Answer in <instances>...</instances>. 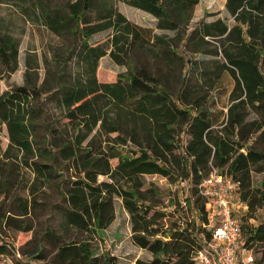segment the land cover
<instances>
[{"label":"trees","instance_id":"trees-1","mask_svg":"<svg viewBox=\"0 0 264 264\" xmlns=\"http://www.w3.org/2000/svg\"><path fill=\"white\" fill-rule=\"evenodd\" d=\"M118 2L151 15L156 30L173 35H158L129 21L118 11ZM198 3L66 0L55 8L43 0L28 3L21 9L26 18L59 39L72 38L73 45L65 57L53 51L57 71L46 66L41 82L38 59L26 56L24 84L0 92V125L8 137L0 163L28 169L45 188L55 181L64 228L105 230L114 220V201L120 199L129 214L132 244L152 254L150 261L135 264L195 263L212 234L198 185L216 170L235 183V196L244 206L236 213L244 232L240 247L250 251L257 245L264 264V0H225L229 18L204 17L190 27ZM104 31H109L106 41L90 42ZM135 50L164 66L187 67L188 78L177 93L136 66ZM18 55L19 41L0 33V80L18 69ZM107 55L127 71L112 82H99L98 63ZM224 74L233 82L226 113L214 109L211 96ZM252 173L262 175L257 185ZM146 175H159L187 191L184 204L197 221L179 217L180 222L164 229L158 222L164 217L157 210L159 190L147 186ZM251 219H259L258 225L248 229ZM45 236L60 240L51 230ZM1 237L0 259L9 260L12 244ZM56 257L64 264H98L87 245L61 244ZM9 262L30 264L20 258Z\"/></svg>","mask_w":264,"mask_h":264},{"label":"rangeland","instance_id":"rangeland-1","mask_svg":"<svg viewBox=\"0 0 264 264\" xmlns=\"http://www.w3.org/2000/svg\"><path fill=\"white\" fill-rule=\"evenodd\" d=\"M32 1L35 0H0V33H7L19 41L18 69L7 77L5 75L1 77L0 92L8 88L9 85L24 84L26 56L32 58L34 55L38 59L36 74L39 82H41L45 77L46 66L51 72L57 71V66L53 60V51L59 52L62 57H65V50L73 45L72 38L59 39L44 29L40 23L26 18L21 9ZM43 1L54 8L60 7L66 2V0ZM120 8L128 19L135 21L140 26L152 28L158 35H173L172 32L156 30L155 19L152 17L123 5ZM207 13L214 15L205 16ZM204 17L206 21L229 18L224 7V0H199L190 27ZM108 35L109 31L97 33L91 37L90 42L102 43L107 40ZM188 56L190 57V55ZM44 57L46 58L45 65ZM132 57L137 67L145 68L155 75L171 93H177L182 79L188 78L187 67L182 69L176 64L164 66L159 60L137 50L133 52ZM71 68L72 65L68 62L67 69ZM2 70L3 67L0 66V72ZM126 71V66H118L107 55L99 60L97 79L99 82H112L119 74ZM31 77L34 79L35 75ZM232 83L231 78L224 74L220 89L211 93L215 102V110H222L226 113L228 94L232 88ZM255 137L256 135L250 136V139L247 140L248 145L252 144ZM7 145L6 128L0 125V161L1 153ZM181 146H183L182 142ZM177 152H181V149ZM112 164L114 165L115 161H112ZM0 173L4 176V179L0 177V226L5 222L4 227H0V234L4 242L12 244L14 255L10 254L9 261L20 258L22 262L30 264H64L56 257L57 249L61 244L70 245L74 243L77 246L87 245L92 258H96L98 264H106L105 262L109 258H113L117 264H135L137 260L148 262L152 259L151 253L132 244L129 214L122 208L120 199L116 198L114 201V220L105 230L94 232L89 229L78 231L71 227L64 228L62 227V216L56 208L63 203L56 190L54 180L52 185L45 188L40 180L34 181V175L28 169L17 165L9 166L6 160L0 163ZM70 174L71 172L65 173L66 176ZM251 177L253 184L257 185L262 175L252 173ZM143 178L147 186L152 184L159 190L157 210L163 212L164 217L158 222L163 225L164 229L170 227L172 222H180L179 217L191 222L190 224L197 221L195 215L189 210L187 202L184 204L188 194L187 191L181 190L179 184L170 183L166 178L159 175H146ZM98 180L108 181L105 177H99ZM1 181L4 184L1 185ZM33 186L35 189H32ZM31 190L33 195L30 194ZM258 221L259 219L247 221V228H255ZM8 223L10 226H6ZM14 226L19 227L21 231L16 230ZM210 226L211 224L208 225V227ZM25 228L28 230L24 231ZM47 230L57 234L60 240L46 237ZM241 235V243L244 244L243 231ZM35 249H39L40 252L33 255ZM250 253L257 264L263 263L261 262V251L257 245L252 246ZM37 255L39 256L34 257ZM65 264H69V262Z\"/></svg>","mask_w":264,"mask_h":264},{"label":"built area","instance_id":"built-area-1","mask_svg":"<svg viewBox=\"0 0 264 264\" xmlns=\"http://www.w3.org/2000/svg\"><path fill=\"white\" fill-rule=\"evenodd\" d=\"M198 189L206 199L212 234L194 264H257L250 251L240 247L241 230L236 213L244 206L235 196V183L213 170ZM8 263L7 258L0 259V264Z\"/></svg>","mask_w":264,"mask_h":264},{"label":"crops","instance_id":"crops-1","mask_svg":"<svg viewBox=\"0 0 264 264\" xmlns=\"http://www.w3.org/2000/svg\"><path fill=\"white\" fill-rule=\"evenodd\" d=\"M224 4H225V0H224ZM121 5H123V6H125V7H127V8H130V9H133V10H136V11H138V12H140V13H142V14H144V15H147V16H150V17H152L151 15H149V14H147V13H145V12H143V11H141V10H138V9H135V8H133V7H130V6H127V5H125V4H123V3H121V2H118L117 3V8H118V11L121 13V14H123L122 13V11H121ZM197 7V6H196ZM195 7V8H196ZM195 11V10H194ZM124 15V14H123ZM194 15V14H193ZM125 16V15H124ZM126 17V16H125ZM127 18V17H126ZM153 18V17H152ZM128 19V18H127ZM154 19V18H153ZM129 21H131V22H133V23H135V24H137L135 21H132V20H130V19H128ZM139 25V24H138Z\"/></svg>","mask_w":264,"mask_h":264}]
</instances>
